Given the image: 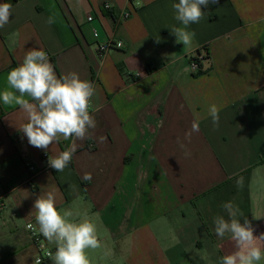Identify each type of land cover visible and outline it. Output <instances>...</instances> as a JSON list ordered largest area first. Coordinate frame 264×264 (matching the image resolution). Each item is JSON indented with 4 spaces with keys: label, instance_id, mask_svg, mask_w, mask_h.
Listing matches in <instances>:
<instances>
[{
    "label": "crops",
    "instance_id": "crops-1",
    "mask_svg": "<svg viewBox=\"0 0 264 264\" xmlns=\"http://www.w3.org/2000/svg\"><path fill=\"white\" fill-rule=\"evenodd\" d=\"M5 2L12 16L0 28V91L28 51L43 50L58 77L75 72L95 86L89 112L97 126L76 141L63 172L41 170L72 141L47 151L29 145L19 130L26 113L0 101V264H34L26 225L38 228L33 204L48 192L57 209L96 225L101 246L86 250L90 264H219L234 250L214 232V217L228 218L225 202L255 235L264 232V0L209 5L189 26L187 48L170 32L180 26L172 8L179 0ZM122 11L131 16L117 25ZM109 39L123 47L103 57L98 46ZM202 49L208 60L194 71L191 58ZM28 164L41 171L31 176Z\"/></svg>",
    "mask_w": 264,
    "mask_h": 264
},
{
    "label": "clouds",
    "instance_id": "clouds-1",
    "mask_svg": "<svg viewBox=\"0 0 264 264\" xmlns=\"http://www.w3.org/2000/svg\"><path fill=\"white\" fill-rule=\"evenodd\" d=\"M218 3L219 0H179L178 3H173L174 19L180 25H174L170 31L176 37V43H182L184 48L191 46L195 32L189 31V26L203 19L204 9L209 5ZM11 16L12 5L0 3V28L9 23ZM47 22L51 24L54 20L49 17ZM7 84L8 88L0 91V101L8 106L18 105L26 113L27 122L19 130L27 138L29 145L47 151L50 145L58 143L61 138L72 141L66 150L48 160L52 169L63 172L77 151L76 141L84 140L90 130L97 126L89 112L95 86L88 80L81 79L75 72L58 77L47 53L37 49L28 51L22 63L9 71ZM208 114L213 125L218 126V108L210 106ZM198 131L199 124L194 121L191 131L185 134V139L190 142L192 133ZM177 142L181 148H185L179 138ZM185 155L190 153L186 151ZM84 178L90 179V176L86 175ZM235 183L238 188H242L243 177H238ZM69 187L76 190L75 185ZM222 208L228 218L225 219L223 215L214 217V232L220 240H230L234 250L222 256L219 264H258L264 259V232L255 235L252 222L232 202L223 203ZM33 209L38 228L32 224L28 228L50 243H55V253H49L53 264H90L86 250L99 248L101 243L96 225L87 216L77 220L79 213H74L71 209H57L51 192L39 195L34 201Z\"/></svg>",
    "mask_w": 264,
    "mask_h": 264
},
{
    "label": "built area",
    "instance_id": "built-area-1",
    "mask_svg": "<svg viewBox=\"0 0 264 264\" xmlns=\"http://www.w3.org/2000/svg\"><path fill=\"white\" fill-rule=\"evenodd\" d=\"M102 7L105 10L111 11L112 10V6L110 3H104L102 5ZM131 13L129 11H122L118 14V16L116 17V23L117 25H120L121 23H123L125 20H127L128 18H130ZM89 21L93 20L92 16L88 17ZM95 37H98V32L94 33ZM123 47V43L121 41H115L113 39H109L107 42L102 43L98 46V51L99 54L101 56H105L107 55V53H109V51L111 49L114 48H122ZM205 55L204 54H200L198 55L197 53H195V55L193 56V58H191V67L193 69V66H195V69H193L194 71H201L202 70V62L204 61ZM47 154L43 155V158L47 160ZM28 169L31 172V176H34L35 174L39 173L41 170H43L44 168H49V164L47 161V165L43 168L40 169H36V167L32 164H28ZM40 170V171H39ZM5 198V194H0V204L3 203V200ZM33 223H28L26 225V229L28 231V237L30 239V242L36 247L37 249V255L35 257L34 260V264H37V262H39V264H49V261L51 259L49 253L54 254L56 251V248H49L44 244L43 238L40 234L33 232L32 229L28 228V225ZM34 226V225H33ZM35 227V226H34Z\"/></svg>",
    "mask_w": 264,
    "mask_h": 264
},
{
    "label": "trees",
    "instance_id": "trees-1",
    "mask_svg": "<svg viewBox=\"0 0 264 264\" xmlns=\"http://www.w3.org/2000/svg\"><path fill=\"white\" fill-rule=\"evenodd\" d=\"M202 51H204V50L202 49V50L197 51V54L200 55L202 53ZM207 56H205L204 60H208V57Z\"/></svg>",
    "mask_w": 264,
    "mask_h": 264
}]
</instances>
